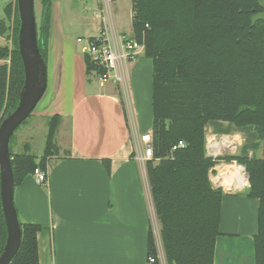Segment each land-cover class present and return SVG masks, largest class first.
Wrapping results in <instances>:
<instances>
[{"label":"trees","instance_id":"trees-1","mask_svg":"<svg viewBox=\"0 0 264 264\" xmlns=\"http://www.w3.org/2000/svg\"><path fill=\"white\" fill-rule=\"evenodd\" d=\"M39 0L36 22L37 47L47 66L51 5ZM4 8L6 21L13 15V49L0 46V121L16 107L23 84V68L17 49L16 3ZM131 35L151 61V147L145 162L151 202L160 225L159 235L166 264H213L219 232L223 193L209 181L216 163L236 162L248 176L246 197L258 201V229L254 237L255 264H264V19L259 0H132ZM7 29L0 21V36ZM87 77L104 72L83 55ZM123 115V97L118 93ZM33 113V112H32ZM32 115V114H31ZM31 115L21 124L29 120ZM60 117L46 119V135L40 157L25 146L9 153L14 190L36 169L45 170L47 159L57 154L54 134ZM222 122L235 128L251 127L261 146L262 158L234 155L215 159L205 154L204 128ZM179 142L184 147L177 148ZM174 148V149H173ZM102 165L109 174L110 161ZM19 219V218H18ZM20 246L9 264H39V225L23 223ZM6 228L0 205V253ZM157 262L149 234L147 259Z\"/></svg>","mask_w":264,"mask_h":264},{"label":"crops","instance_id":"crops-1","mask_svg":"<svg viewBox=\"0 0 264 264\" xmlns=\"http://www.w3.org/2000/svg\"><path fill=\"white\" fill-rule=\"evenodd\" d=\"M120 1L124 0L113 3L119 6ZM61 8L60 0L52 1L47 87L37 113L32 114L34 120L60 117L54 134L58 152L41 171L46 174L45 183L32 175L15 188L18 218L40 227L36 237L39 264H150L147 242L153 211L146 172L136 160L135 149L140 136L151 133L150 100L148 108L137 114L138 83L151 76V61L143 57L142 48L126 66L127 99L138 118L133 117L131 136L116 85L108 82L99 87L94 76H86L81 46L76 43L78 38L97 36L101 27L90 24L81 28V35L73 36L69 27L74 24L63 20ZM131 18L129 8L128 28L112 32L130 36ZM110 19L112 26L111 15ZM208 126L205 129L217 140L227 137L223 139L235 143L241 134L234 126ZM131 139L137 140L134 148ZM103 160L110 161L109 174ZM232 163H220L210 171L211 184L223 193L213 264H255L259 203L246 197L245 173H238ZM40 185L46 189L45 196Z\"/></svg>","mask_w":264,"mask_h":264},{"label":"rangeland","instance_id":"rangeland-1","mask_svg":"<svg viewBox=\"0 0 264 264\" xmlns=\"http://www.w3.org/2000/svg\"><path fill=\"white\" fill-rule=\"evenodd\" d=\"M113 1L114 0H60V2L62 3L61 12L63 14V20L70 21L71 23L74 24V25L72 24L73 26L69 27L70 34H72L73 36L81 35L82 34L81 28L86 27L87 25H90V24H93L97 28L103 27L102 23H107L109 24L108 26H111L110 15L112 17V23H114L112 26L114 27L112 26L111 28L108 27V30L120 32L128 28L129 8H131L132 0L120 1L119 6H117L118 4L117 2L113 3ZM10 3L12 5L11 13H13V6L15 3V0H0V21L5 22V26L7 29L5 35L0 36V46L6 47L9 53L13 49L14 23H13V15H11V18L6 21L5 15H4V8ZM259 4L263 8V12L260 15H258L256 18L264 19V0H259ZM34 11H35L36 22H38V18L40 14L39 0H35ZM102 30L103 28L101 29V31ZM126 37H129V36H126ZM78 45L81 46L80 44ZM9 63H10V56H8L6 60H0V65L6 64L7 66H9ZM90 82L93 85L96 84L94 81L92 82V80ZM127 83L129 86L128 81ZM127 83L124 87H121L119 84L118 85L116 84V90H117V93H121L124 98L123 106L125 110L126 120L130 128V134L132 136L133 133H135L133 129L135 127V124H134L135 120L133 117L137 118V115L135 114L133 116L130 110V106H129L128 99H127V93H126L127 87H128ZM137 88H138L137 89V100H138L137 101V104H138L137 114H138L140 110L142 111V108L143 109L148 108L149 100H150V93H151V76L149 75L148 79L146 80L144 78L143 80L140 79V82L138 83ZM35 111L36 109L33 111V113H37ZM32 117L34 116L31 115L29 120L23 126L21 125L18 128V130L14 133V139L11 143L12 153L20 154L25 151V146H26L28 147L32 155L39 157L42 154L43 148H44L46 130H47L46 119L45 120L43 119L44 121L38 120V119L34 120L32 119ZM137 121L138 120H136V123ZM148 122H150V124L152 123L151 118H150V121ZM207 125H209L208 127H211L212 125H220V127L222 126L224 128L233 127V126H228V125H223V124H209L208 123ZM29 127L32 129L31 132H28L27 130V128ZM239 129H241L240 130L241 134H237L238 136L236 135L238 140H236L235 143H232L231 140L229 139V141L233 145V148H231V146L229 148L219 147L217 150H215L211 148V145H209V143H215L217 139L214 140L213 142L212 140L215 137H212V135L210 134L211 132L208 129L204 128L206 156L212 159H215L216 157H219V156H228V155L247 157V158L255 157V158L261 159L262 158L261 146L259 145L257 149L253 148V145L256 142L253 129L251 127L239 128ZM232 130H234V128H232ZM225 131L228 132V130H225ZM62 138L63 137H60V142L62 141ZM223 138H227V137H223ZM223 138L222 139L220 138L218 141L220 143H223L224 140H225L224 142L228 141V139H223ZM131 141H132V147L134 148V144L137 143V140L135 141L134 139H131ZM145 162L146 161H144L143 164H141L142 170H145ZM220 163L221 162L216 163L215 166L220 165ZM225 164H229V163H225ZM230 165L240 168L241 170L240 172L242 174L245 173L244 174L245 182L247 183V186H249L248 176L246 172L244 171L243 167L237 164L236 162ZM210 171L208 174V178L210 177ZM213 187L216 188L215 186ZM38 188L41 190L42 194L45 196L46 189L44 188V186L40 185L38 186ZM150 200H151V197H150ZM151 205H152V202H151ZM152 211H153L152 212L153 214H152V220H151V236L154 241L156 253L157 255H159V258H160L159 261L157 260V262L158 264H166L161 241H160V235H159L160 225L156 219L153 206H152Z\"/></svg>","mask_w":264,"mask_h":264},{"label":"water","instance_id":"water-1","mask_svg":"<svg viewBox=\"0 0 264 264\" xmlns=\"http://www.w3.org/2000/svg\"><path fill=\"white\" fill-rule=\"evenodd\" d=\"M18 18L17 49L24 80L16 107L0 121V205L6 228V241L0 253V264H9L17 253L21 230L14 205V181L9 153L10 138L32 114L45 94L47 66L37 47L35 0H15Z\"/></svg>","mask_w":264,"mask_h":264},{"label":"built area","instance_id":"built-area-1","mask_svg":"<svg viewBox=\"0 0 264 264\" xmlns=\"http://www.w3.org/2000/svg\"><path fill=\"white\" fill-rule=\"evenodd\" d=\"M103 31L96 37L88 39H76V42L81 47V53L90 57V59L101 69L104 73L100 75H93L99 87H104L108 82L114 85L124 87L127 83L126 66L134 62L142 50V46L136 41L128 37L117 35L108 30V24L102 23ZM215 138L212 140L214 142ZM138 147L135 149L136 160L143 164L144 161L151 159L152 147L151 137L149 134L140 136ZM217 144H221L216 140ZM212 144V143H211ZM231 148L233 145L230 142ZM182 142H179L177 148H183ZM174 149V148H173ZM38 183L46 182V174L36 169L33 173ZM150 264L154 263L153 258L148 259Z\"/></svg>","mask_w":264,"mask_h":264},{"label":"bare ground","instance_id":"bare-ground-1","mask_svg":"<svg viewBox=\"0 0 264 264\" xmlns=\"http://www.w3.org/2000/svg\"><path fill=\"white\" fill-rule=\"evenodd\" d=\"M103 31V30H102ZM101 31V32H102ZM99 35V34H98ZM122 36H124V35H122ZM96 37V36H95ZM126 37V36H125ZM90 38H92V37H90ZM80 39H88V38H80ZM77 43V42H76ZM78 44V43H77ZM81 47H82V45H81ZM225 141V140H224ZM223 141V143H221L220 145L219 144H217V143H212V148L213 149H215V150H217L219 147L220 148H229L230 147V142H228V141H226V142H224ZM236 169V171L239 173L241 170L239 169V168H235ZM241 175V174H240ZM240 177H242V175L240 176ZM244 183L247 185V183L244 181ZM241 185V184H240Z\"/></svg>","mask_w":264,"mask_h":264}]
</instances>
